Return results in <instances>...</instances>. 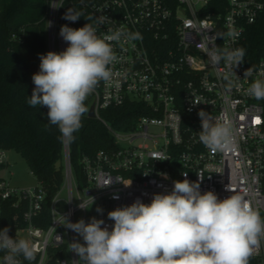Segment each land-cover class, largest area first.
I'll list each match as a JSON object with an SVG mask.
<instances>
[{
  "label": "built area",
  "instance_id": "1",
  "mask_svg": "<svg viewBox=\"0 0 264 264\" xmlns=\"http://www.w3.org/2000/svg\"><path fill=\"white\" fill-rule=\"evenodd\" d=\"M55 2L52 7L50 0L46 15L47 52L68 47L59 35L61 26H95L94 20L86 19L90 16L104 17L98 36L123 27L140 32L143 39L112 42L118 56L111 66L113 81H101L88 98L89 107L94 104L95 118L112 134L115 147L83 157V181L72 167L69 143L64 142L63 188L50 201L47 225L37 224L43 218L45 190L39 184L31 189L15 187L0 178V224L2 202L15 198L18 211L9 236L28 239L37 249L36 259L28 262L21 257L22 264H73L79 257L70 244L83 243V239L65 226L67 220L87 223L96 217L111 230L114 221L108 219L109 211L131 205L137 198L149 204L154 194L171 192L173 181L184 180L183 172H188L189 181L200 183L201 194L214 191L221 200L232 194L225 190L230 183L234 194L251 201L264 218V99L246 94L255 79H264V55L255 62L245 55V61L234 69L241 87L229 88L223 79V62L220 68L208 65L200 44L204 36L211 38L216 32L235 28L239 33L235 39L217 38L215 44L228 49L244 47L246 30L264 11V0H218L214 7L213 0ZM67 12L80 18L66 20ZM250 67L253 75L245 79ZM127 102L140 105V114L129 129H116L101 117V110ZM200 110L233 120L237 129L234 152H211L199 141ZM7 163L5 150L0 148V164ZM130 181V186L124 185ZM62 189L67 190L64 197L60 196ZM114 194L119 199H113ZM89 196L95 203L81 209L82 201L90 206ZM98 206L102 214L96 212ZM250 264H264V242Z\"/></svg>",
  "mask_w": 264,
  "mask_h": 264
},
{
  "label": "clouds",
  "instance_id": "2",
  "mask_svg": "<svg viewBox=\"0 0 264 264\" xmlns=\"http://www.w3.org/2000/svg\"><path fill=\"white\" fill-rule=\"evenodd\" d=\"M52 0L50 6H55ZM64 19L77 21L79 14L67 12ZM81 28L63 25L59 35L68 47L60 52L49 51L39 56V72L32 75L33 88L30 107L48 108L49 124L57 126L62 142H73L75 133L82 127V117L88 112L85 104L101 81H113L111 67L118 60L112 42L128 43L142 40L140 32L121 27L111 34L98 36L97 28L104 17H87ZM239 33L232 28L216 32L211 38L204 36L203 45L208 65L224 66L223 79L229 88H240V78L234 69L245 61L246 49L221 48L217 38L235 39ZM211 44L209 48L208 45ZM248 68L245 79L253 75ZM122 75H126L122 74ZM119 86V81H117ZM246 94L256 100L264 99V79H255ZM201 121L199 141L211 152L228 153L237 148V129L227 116L214 118L204 110L198 112ZM147 175V174H144ZM182 181H173L168 193H156L149 204L139 198L131 205L109 211L108 219L114 221L109 230L103 219L92 217L76 223L67 220L65 225L83 239L74 241L70 250L79 257L73 264H250L264 242V218L251 201L234 194L230 183L225 190L232 194L219 199L214 191L201 194L200 183L189 181L183 172ZM132 181L125 186H130ZM111 181L104 187L110 186ZM113 199H119L113 195ZM95 198L89 196L88 204L82 201L81 209H89ZM103 208L96 212L102 214ZM9 227L0 229V264H22L23 260L36 259V246L28 239L9 236ZM61 239V237H57Z\"/></svg>",
  "mask_w": 264,
  "mask_h": 264
},
{
  "label": "trees",
  "instance_id": "3",
  "mask_svg": "<svg viewBox=\"0 0 264 264\" xmlns=\"http://www.w3.org/2000/svg\"><path fill=\"white\" fill-rule=\"evenodd\" d=\"M213 0L211 7H214ZM50 0H0V148L13 149L27 162L38 184L45 190L39 225L49 223V204L64 182V142L57 126L49 124L48 108L30 107L35 85L32 75L39 72L41 54L47 53L46 15ZM249 61L264 55V11L246 30L244 47ZM91 99L87 98L89 108ZM140 105L127 102L100 111L114 128L129 129L140 114ZM83 127L69 143L70 161L75 173L84 181L82 159L101 149L115 147L107 127L88 112L82 117ZM0 164V169L5 167ZM1 178V177H0ZM15 198L2 202L0 229L14 231L17 207ZM3 255L0 252V256Z\"/></svg>",
  "mask_w": 264,
  "mask_h": 264
},
{
  "label": "rangeland",
  "instance_id": "4",
  "mask_svg": "<svg viewBox=\"0 0 264 264\" xmlns=\"http://www.w3.org/2000/svg\"><path fill=\"white\" fill-rule=\"evenodd\" d=\"M155 130L156 129H150ZM7 165L0 169V177L7 180L12 186L31 189L38 184L36 176L30 171L24 157L13 149H4ZM63 188V187H62ZM67 190H61L60 196L64 197Z\"/></svg>",
  "mask_w": 264,
  "mask_h": 264
},
{
  "label": "water",
  "instance_id": "5",
  "mask_svg": "<svg viewBox=\"0 0 264 264\" xmlns=\"http://www.w3.org/2000/svg\"><path fill=\"white\" fill-rule=\"evenodd\" d=\"M88 116L89 117H95L94 104H91V106L89 107Z\"/></svg>",
  "mask_w": 264,
  "mask_h": 264
}]
</instances>
